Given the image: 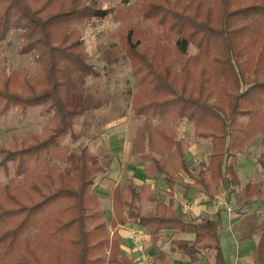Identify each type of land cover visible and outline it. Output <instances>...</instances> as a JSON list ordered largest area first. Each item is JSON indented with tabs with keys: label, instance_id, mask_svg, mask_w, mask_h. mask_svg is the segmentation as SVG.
<instances>
[{
	"label": "trees",
	"instance_id": "obj_1",
	"mask_svg": "<svg viewBox=\"0 0 264 264\" xmlns=\"http://www.w3.org/2000/svg\"><path fill=\"white\" fill-rule=\"evenodd\" d=\"M130 1L102 8L87 0H0V43L17 33L18 55H32L34 65L0 68V120L35 108L50 116L43 134L0 145V264H133L116 230L109 231L88 151L70 172L59 166L71 161L59 139L82 109L70 75L93 74L78 29L91 21L124 24L136 15L153 26L145 43L133 41L135 26L124 38L132 68L146 62L157 70L154 81L145 75L137 82L132 105L148 99L155 106L150 116L137 114L146 116L145 128L132 142L145 175L158 174L173 189L184 173L190 189L213 200L224 181L236 180L229 159L245 153L264 170V0ZM166 59L171 65L158 71ZM180 123L209 142L206 162L188 163L190 144L173 130ZM259 139V153L248 151ZM245 188L244 203L264 205V181ZM155 199L150 188L128 181L113 192L115 216L154 241L167 232L193 234L180 249L190 262L212 252L214 264H225L218 219L183 221L162 204L143 214ZM157 261L169 264L170 256L159 252Z\"/></svg>",
	"mask_w": 264,
	"mask_h": 264
},
{
	"label": "rangeland",
	"instance_id": "obj_2",
	"mask_svg": "<svg viewBox=\"0 0 264 264\" xmlns=\"http://www.w3.org/2000/svg\"><path fill=\"white\" fill-rule=\"evenodd\" d=\"M87 1L102 8L115 6L120 2V0ZM130 2L137 5L140 0H131ZM134 26L137 32L134 33L133 41L140 39L145 43V35H150L148 33L153 26L151 21H144L136 15L124 24L106 19L100 22L91 21L78 28L84 40V49L88 57L87 64L91 66L93 74L75 72L70 75L75 85L74 95L78 98L82 109L77 117L70 119V127L65 136L59 139L61 145L69 149L71 157L70 162L59 166L65 172H70L77 164L82 150L86 149L97 171L94 192L101 186L109 193L114 188V181L118 179H121V188H124L128 181L134 180L137 183L142 181V177L136 175L142 168V163L133 156L132 142L137 132L145 128L144 119L146 116H138L137 114L143 112L150 116L155 106L148 105L150 101L148 99L146 101L141 100L137 109H132V105L138 103L137 98L139 96H136L135 86L137 82L145 75H149L154 81L157 78V70L156 67H150L146 62L137 64L132 68L127 52V42L124 38H126V32L131 28L134 29ZM17 46V33H11L5 41L0 43V68L7 65L14 71H18L22 67L33 70L32 55H18ZM137 52L140 51L137 50L136 54ZM170 65V59H166L162 61L158 71ZM144 103H146L144 110L140 111V107ZM49 120L50 116H40L39 108L28 109L25 114H7L0 120V145L10 146L13 137H23L28 133L43 134L48 122L50 123ZM173 130L177 139L183 138L190 144L187 157L189 164L197 165L206 162L211 151V145L208 141L196 140L191 125L187 123H180ZM120 147L122 148V155L115 154L114 152ZM260 150V139L248 148V151L254 154L259 153ZM229 162L234 169L236 180L230 183L224 181L219 188L218 196L220 193L226 199V204H231L233 207L232 218H235L244 210V207L239 209L238 202L242 205L250 204L243 202V197L245 198L246 195V184L249 182L257 184L264 181V170L260 169L254 159L245 153L236 155L229 159ZM52 164L58 165L56 161H53ZM116 168L118 173L115 171ZM128 172L129 174H127ZM0 176L5 182L6 179L1 172ZM182 177L184 181L189 182L187 177L184 175ZM160 178L161 176L156 175L155 179L159 181ZM149 181L151 182L150 179ZM98 200L109 225L111 224L110 218L113 219L111 198L103 200L98 197ZM254 201L255 199L251 203ZM184 202L187 203L186 200ZM255 203L264 206L260 202L255 201ZM257 210L260 216L256 219L255 224L259 223V228L262 227V229L256 235H258V240H261L260 247L264 249V208L260 207ZM141 230L146 235V252L157 264H160L157 261V256L161 247L158 243L161 242L162 245L169 243L176 248V251L183 244H186L181 239L174 238L173 234L177 233H163L158 241H154L155 239H152L145 230ZM109 231L112 232L111 227H109ZM226 232L228 231L226 230ZM231 236L229 234L220 236L222 247H230V251L233 242H230ZM202 256L210 263L213 262L212 252L204 253ZM137 264L141 263L137 260Z\"/></svg>",
	"mask_w": 264,
	"mask_h": 264
},
{
	"label": "crops",
	"instance_id": "obj_3",
	"mask_svg": "<svg viewBox=\"0 0 264 264\" xmlns=\"http://www.w3.org/2000/svg\"><path fill=\"white\" fill-rule=\"evenodd\" d=\"M121 151L122 148L120 147L119 150H116L114 153L122 155ZM118 169L120 172V167ZM118 169L116 168L115 170L117 173ZM127 174H129V172ZM137 174L138 176L140 175L142 177V181L137 183L132 180L130 182H132L136 188L147 186L155 193L156 196L154 202H146L143 205V214L153 212L156 205L162 204L165 206L171 205L173 213L183 219V221H190L194 219H218L221 235H232V240L230 242L233 241L231 243V251L229 250L230 247L224 248L221 245L225 264H264V249L260 247L261 240H258V235H256L260 224H255L256 219L260 216L259 212H257V209L260 207L264 208V206L255 203L256 200L249 205H242L238 202L237 206L239 209L244 207V210L240 215H236L235 218H232V212L228 214L225 210L224 204H226V199L222 197L220 193L217 199L212 200L194 191L193 189H190L188 186L192 181H190V179L184 173H180L181 179L174 185L173 189H170L161 178V180L158 181L157 179L156 181V176L150 177L145 175L142 172V168H140L136 175ZM182 175L187 177L189 182L184 181L182 179ZM148 178L151 180V182ZM114 182V188L109 193L101 186L97 188L98 190H96L94 193L97 198L99 197V199L105 200L111 198L110 205L111 211L113 213V219L110 218V223L112 224L111 229L112 231L116 230L117 234L122 240L120 250L123 255L131 259L133 264H137L138 253L135 251L134 245L132 243V232L133 230H142L140 227L123 224L117 220L114 213L115 207L113 203V192L116 188H123L120 187L121 179L115 180ZM155 187L156 189L154 190ZM184 200H186L189 204L185 213L181 211V205ZM229 221L230 230L227 228ZM226 230L228 232H226ZM142 233L145 235L143 231ZM173 236L174 238L181 239V241L186 243H190L194 239L193 234H173ZM158 245L159 247L161 246L159 248V252L170 256L169 264H214V262L210 263V261L204 256H200L198 262L192 263L185 255L180 252L181 248L179 250L177 249L178 251H176V248L171 244L169 245V243L162 245L160 242Z\"/></svg>",
	"mask_w": 264,
	"mask_h": 264
},
{
	"label": "built area",
	"instance_id": "obj_4",
	"mask_svg": "<svg viewBox=\"0 0 264 264\" xmlns=\"http://www.w3.org/2000/svg\"><path fill=\"white\" fill-rule=\"evenodd\" d=\"M225 210L228 214L233 211L231 204H224ZM182 211L185 213L188 209V204L186 202L181 205ZM227 228L230 230V221L227 225ZM132 243L134 245L135 251L138 253V262L141 264H157L149 254L146 252L145 247V235L140 230H133Z\"/></svg>",
	"mask_w": 264,
	"mask_h": 264
}]
</instances>
